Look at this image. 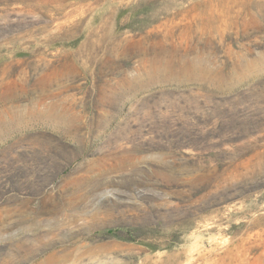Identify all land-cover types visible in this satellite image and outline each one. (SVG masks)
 <instances>
[{
  "label": "rangeland",
  "instance_id": "374dc122",
  "mask_svg": "<svg viewBox=\"0 0 264 264\" xmlns=\"http://www.w3.org/2000/svg\"><path fill=\"white\" fill-rule=\"evenodd\" d=\"M0 264H264V0H0Z\"/></svg>",
  "mask_w": 264,
  "mask_h": 264
}]
</instances>
